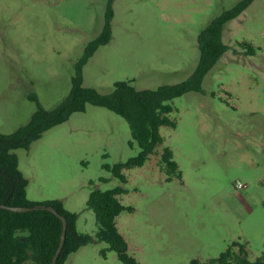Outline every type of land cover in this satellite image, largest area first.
Listing matches in <instances>:
<instances>
[{"label": "rangeland", "instance_id": "1", "mask_svg": "<svg viewBox=\"0 0 264 264\" xmlns=\"http://www.w3.org/2000/svg\"><path fill=\"white\" fill-rule=\"evenodd\" d=\"M240 0H111L109 41L82 68V85L101 94L117 82L154 90L185 81L199 61L198 37ZM110 0H0V134L25 126L40 105L56 109L69 95L76 66L105 25ZM229 47L201 91L174 99L163 143L122 184L106 167L139 153L129 124L86 105L16 149L29 201H59L78 215V232L95 236L88 208L94 189L122 186L132 211L117 227L137 264H207L233 242L254 261L264 252V0L223 26ZM245 44L255 53H247ZM132 142V146L130 145ZM168 147L181 176L159 164ZM239 184L243 185L240 187ZM239 246L236 247V250ZM65 264H123L93 241Z\"/></svg>", "mask_w": 264, "mask_h": 264}, {"label": "trees", "instance_id": "2", "mask_svg": "<svg viewBox=\"0 0 264 264\" xmlns=\"http://www.w3.org/2000/svg\"><path fill=\"white\" fill-rule=\"evenodd\" d=\"M254 0H240L231 9L224 11L203 29L198 37L199 61L193 74L185 81L175 85H163L157 89L136 90L130 82H117L109 94H101L95 89L82 85V68L95 51L106 44L111 34V0L106 21L101 34L85 49L84 55L76 66L69 95L53 111H46L40 105L30 121L9 135L0 134V204L8 206H52L66 218L67 228L62 250L56 264H65L70 254L81 246L93 241L104 242L108 250L114 251L123 264H137L128 255V244L117 227V217L125 210L118 195L126 193L122 186L90 192L87 206L96 216L98 230L95 236L80 233L76 228L78 215L64 209L59 201L33 202L26 196L27 180L18 168L16 149H28L30 144L42 134L69 119L74 112H83L86 105L104 107L121 116L129 124L132 139L139 147V153L125 163L107 166L115 178L126 183L124 170L143 166L163 143L160 128L175 127L169 118L173 111L171 102L188 92L201 91L205 75L212 69L229 47L222 41L223 26L244 12ZM247 53L253 55L255 49L245 44ZM132 146V142H130ZM159 164L169 179L181 176L170 148L165 147L160 155ZM62 233V222L46 210L15 213L0 209V264H52ZM239 249L236 250V247ZM190 264H199L193 260ZM207 264H264L263 254L250 261L245 246L233 242L220 256Z\"/></svg>", "mask_w": 264, "mask_h": 264}, {"label": "water", "instance_id": "3", "mask_svg": "<svg viewBox=\"0 0 264 264\" xmlns=\"http://www.w3.org/2000/svg\"><path fill=\"white\" fill-rule=\"evenodd\" d=\"M0 209H6L15 213H24V212H29V211H37V210H46L54 215H56L62 222V233L60 236V241L59 245L57 248V251L52 259V264H56L57 258L62 250L64 241H65V236H66V228H67V221L66 218L61 215L54 207L52 206H33V207H26V206H8L6 204H0Z\"/></svg>", "mask_w": 264, "mask_h": 264}, {"label": "built area", "instance_id": "4", "mask_svg": "<svg viewBox=\"0 0 264 264\" xmlns=\"http://www.w3.org/2000/svg\"><path fill=\"white\" fill-rule=\"evenodd\" d=\"M240 187H243V185L239 184Z\"/></svg>", "mask_w": 264, "mask_h": 264}]
</instances>
